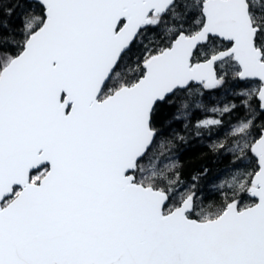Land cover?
Masks as SVG:
<instances>
[{
  "label": "snow or ice",
  "instance_id": "6c2138e0",
  "mask_svg": "<svg viewBox=\"0 0 264 264\" xmlns=\"http://www.w3.org/2000/svg\"><path fill=\"white\" fill-rule=\"evenodd\" d=\"M0 264H264V0H0Z\"/></svg>",
  "mask_w": 264,
  "mask_h": 264
}]
</instances>
